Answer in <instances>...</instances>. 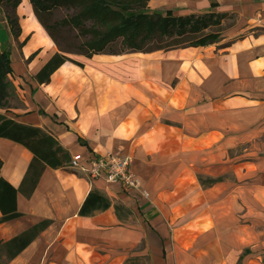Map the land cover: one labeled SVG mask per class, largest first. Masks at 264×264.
<instances>
[{
	"label": "crops",
	"instance_id": "crops-1",
	"mask_svg": "<svg viewBox=\"0 0 264 264\" xmlns=\"http://www.w3.org/2000/svg\"><path fill=\"white\" fill-rule=\"evenodd\" d=\"M149 5L182 15L216 12L221 24L234 22L207 45L81 55L77 60L83 65L66 61L41 83L36 75L59 47L31 0L17 7L18 36L0 8V48L10 51L16 93L11 110L0 112L51 133L71 160L111 151L130 155L132 171L149 192L90 180L69 164L48 165L30 197L17 193L22 214L0 222V264H122L127 250L141 241L153 264H167V228L177 212L206 210L202 195L225 179L215 165L229 160L235 176L245 179L261 172L256 181L264 191V0H150ZM259 138L263 143L255 145ZM240 144L261 147V155L238 163L223 154ZM33 157L24 144L0 136V178L19 188ZM201 172L223 179L197 190L195 205L191 187ZM93 189L112 205L81 215ZM116 203L123 207L120 215ZM46 219L51 223L9 258L14 250L3 244ZM263 257H249L245 264H264Z\"/></svg>",
	"mask_w": 264,
	"mask_h": 264
},
{
	"label": "trees",
	"instance_id": "trees-1",
	"mask_svg": "<svg viewBox=\"0 0 264 264\" xmlns=\"http://www.w3.org/2000/svg\"><path fill=\"white\" fill-rule=\"evenodd\" d=\"M149 1L31 0L37 18L59 47V51L38 71L37 80L41 83L49 81L53 72L66 61L83 65L69 53L92 57L97 53L150 52L182 46L207 45L218 40L219 35L208 29L221 24V14L216 12L176 14L171 9L154 10L150 7ZM20 2L21 0H0L1 12L5 13L16 36L21 31L17 14ZM60 7L69 9L70 13L55 25L49 23L51 11ZM59 30H67L73 39L62 40L57 33ZM114 44H120L121 48L115 49ZM12 71L10 51L0 48V108L7 111L13 107L16 96L14 84L9 78ZM0 136L18 141L34 153L19 188L5 178H0L2 222L22 214L17 208L19 191L30 197L46 166L65 168L71 156L51 133L41 127L20 123L4 112H0ZM200 179L203 185L206 183V186H210L223 178L200 177ZM111 205L112 201L106 194L93 189L80 209V214L91 215L96 210L107 209ZM115 208L120 215L122 205L116 203ZM49 223L51 220H43L6 241L3 245L7 250H14L13 253L9 252V258L21 252Z\"/></svg>",
	"mask_w": 264,
	"mask_h": 264
},
{
	"label": "rangeland",
	"instance_id": "rangeland-1",
	"mask_svg": "<svg viewBox=\"0 0 264 264\" xmlns=\"http://www.w3.org/2000/svg\"><path fill=\"white\" fill-rule=\"evenodd\" d=\"M69 13V9L64 7L53 9L49 23L55 25ZM233 22V19H227L225 24H218L208 30L220 37L222 30ZM57 33L62 40L73 39L67 30H59ZM113 47L121 48L120 44H114ZM69 55L75 59L82 57L75 53ZM262 143L261 138L254 141L255 145ZM261 150L259 146L246 149L244 144L222 149L226 157L238 159V163L247 156L256 158L261 155ZM206 152L207 155L212 154L213 149H206ZM229 163L227 160L213 167L225 179L202 195L206 203L205 211L195 209L184 215L181 212L174 213L172 224L166 232L167 242L164 243L167 264H245L249 257L264 255V191L256 181L261 172L246 180L245 175L236 177ZM200 177L207 179L210 176L201 172L197 186L191 187V193L195 194L191 195V202L195 205L199 202L197 190L203 192L202 188L207 187L206 183L205 187L200 185ZM127 251V258L122 264H153L151 256L147 255L144 241L131 246Z\"/></svg>",
	"mask_w": 264,
	"mask_h": 264
},
{
	"label": "built area",
	"instance_id": "built-area-1",
	"mask_svg": "<svg viewBox=\"0 0 264 264\" xmlns=\"http://www.w3.org/2000/svg\"><path fill=\"white\" fill-rule=\"evenodd\" d=\"M132 157L113 151L104 155L95 154L83 159L80 155L72 158L69 166L77 169L90 180L104 178L110 183H121L125 188L148 196L141 178L131 169Z\"/></svg>",
	"mask_w": 264,
	"mask_h": 264
}]
</instances>
